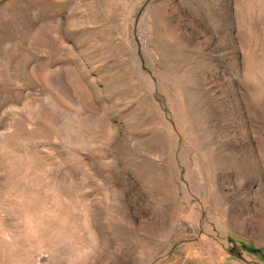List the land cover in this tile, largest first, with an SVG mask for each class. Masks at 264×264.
<instances>
[{
	"label": "rangeland",
	"instance_id": "rangeland-1",
	"mask_svg": "<svg viewBox=\"0 0 264 264\" xmlns=\"http://www.w3.org/2000/svg\"><path fill=\"white\" fill-rule=\"evenodd\" d=\"M0 264H264V0H0Z\"/></svg>",
	"mask_w": 264,
	"mask_h": 264
}]
</instances>
